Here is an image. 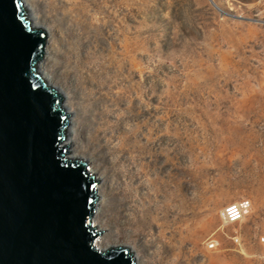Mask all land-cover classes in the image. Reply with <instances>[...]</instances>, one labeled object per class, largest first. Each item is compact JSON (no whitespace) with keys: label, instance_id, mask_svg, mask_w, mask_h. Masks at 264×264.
<instances>
[{"label":"rangeland","instance_id":"rangeland-1","mask_svg":"<svg viewBox=\"0 0 264 264\" xmlns=\"http://www.w3.org/2000/svg\"><path fill=\"white\" fill-rule=\"evenodd\" d=\"M57 2L30 0L53 36L37 72L76 113L73 153L100 186L96 245L139 264H264V0ZM74 3L98 34L75 35ZM241 200L249 213L223 223Z\"/></svg>","mask_w":264,"mask_h":264},{"label":"water","instance_id":"water-1","mask_svg":"<svg viewBox=\"0 0 264 264\" xmlns=\"http://www.w3.org/2000/svg\"><path fill=\"white\" fill-rule=\"evenodd\" d=\"M45 36L22 0H0V264H137L96 245V177L67 156L69 115L37 72Z\"/></svg>","mask_w":264,"mask_h":264},{"label":"bare ground","instance_id":"bare-ground-1","mask_svg":"<svg viewBox=\"0 0 264 264\" xmlns=\"http://www.w3.org/2000/svg\"><path fill=\"white\" fill-rule=\"evenodd\" d=\"M22 1H23V7L25 8V10L26 9L28 10V15H30L31 20L33 21V22H31V25L33 26V28H37V29L40 28L42 30L44 29V31L46 33L45 43H44V48H43V50H44L43 56H42L40 62L37 63V69H38V65L42 68L43 62L48 60L49 55L51 53V48H52L51 44H52L53 36H52L51 32L49 31V29H47L46 27L44 28V25H41L40 22H38L37 17L34 16V9L30 4V0H22ZM47 1L49 2L50 6H53V5L56 6L57 5L56 3H58L57 0H47ZM65 14L69 17L70 27L75 30V32H76L75 35L90 34L91 32H94L97 34L99 33L100 24H98V23L92 24L91 23V20L93 18L92 14L90 12H85L83 10H80L78 7L76 8L75 3L71 7L66 9ZM42 74H43V78L45 79V81L51 82L52 79H51V76L49 73H46L43 70ZM87 82H88V79H87ZM144 85H145V83H144ZM88 90L89 89H86V93L89 97V98H87V100L89 99L91 102H93L95 100V98H91L92 91L91 90L88 91ZM131 91L134 95L135 100H136V98L139 97V95L141 96L143 93L142 86L137 84V83L132 84ZM58 93L62 96V108L69 115V117H68L69 123H68L67 131H66V138L62 142L61 145H68L67 156L72 158V159H75L77 156L73 153L74 149H73V144H72L73 143L72 135L75 132L74 125H75L76 113L75 114L73 113L72 107L68 104L67 94L64 92V90H62L60 88ZM116 102H117V98H114V103H116ZM131 107H132V101L130 100L128 108L131 109ZM106 112H107V109H106ZM101 125H102V122H96V121L92 122L91 129H90V137L96 138L99 135V132L101 130ZM135 142L133 143V145L131 147L135 146ZM95 187L98 190L100 186L98 185V183H96ZM98 197H99V193H98ZM100 205H101V199L99 198L98 201L96 202V204L94 205L95 206L94 207L95 208L94 215H95L96 211L99 210ZM98 239H100V237L97 238L96 241ZM137 264H139V263H137ZM169 264H172V261Z\"/></svg>","mask_w":264,"mask_h":264},{"label":"built area","instance_id":"built-area-1","mask_svg":"<svg viewBox=\"0 0 264 264\" xmlns=\"http://www.w3.org/2000/svg\"><path fill=\"white\" fill-rule=\"evenodd\" d=\"M251 209L250 202L246 200L236 201L231 203L230 206L226 207L221 212L222 222L225 224H231L237 221H241L249 213ZM209 249L215 248V242L210 240L207 244Z\"/></svg>","mask_w":264,"mask_h":264}]
</instances>
